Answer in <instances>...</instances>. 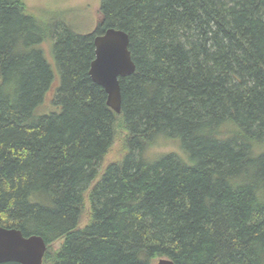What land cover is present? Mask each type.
<instances>
[{
    "label": "trees",
    "instance_id": "trees-1",
    "mask_svg": "<svg viewBox=\"0 0 264 264\" xmlns=\"http://www.w3.org/2000/svg\"><path fill=\"white\" fill-rule=\"evenodd\" d=\"M28 3L0 0V226L43 264H264V0H100L87 35ZM109 28L119 114L88 75Z\"/></svg>",
    "mask_w": 264,
    "mask_h": 264
},
{
    "label": "water",
    "instance_id": "water-1",
    "mask_svg": "<svg viewBox=\"0 0 264 264\" xmlns=\"http://www.w3.org/2000/svg\"><path fill=\"white\" fill-rule=\"evenodd\" d=\"M94 59L89 66L91 81L106 94V105L119 114L121 111L120 78H126L135 71L134 62L128 50L129 37L118 29L109 28L93 38ZM47 246L36 235L24 236L15 228L0 226V264H43ZM156 264H174L170 259H158Z\"/></svg>",
    "mask_w": 264,
    "mask_h": 264
},
{
    "label": "rangeland",
    "instance_id": "rangeland-1",
    "mask_svg": "<svg viewBox=\"0 0 264 264\" xmlns=\"http://www.w3.org/2000/svg\"><path fill=\"white\" fill-rule=\"evenodd\" d=\"M28 5L34 12L38 13L39 17L48 13V15L54 16L58 20H63L76 33L81 35L93 34L101 20L99 12L100 0H29ZM44 48L47 51L49 60L53 61L50 45L44 43ZM57 86L58 82L56 80L52 90L46 94L43 103L36 110V114L41 115L52 110L51 101ZM170 150H172V147L164 146L156 148L153 152L156 154ZM114 157L115 153L112 151L107 157V162ZM59 243H54L52 247L58 249Z\"/></svg>",
    "mask_w": 264,
    "mask_h": 264
}]
</instances>
